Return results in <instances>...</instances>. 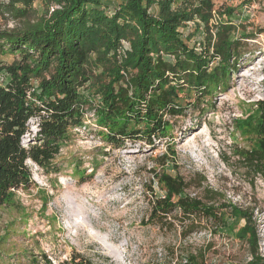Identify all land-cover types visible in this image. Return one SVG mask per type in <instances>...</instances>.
I'll return each mask as SVG.
<instances>
[{"label":"trees","instance_id":"1","mask_svg":"<svg viewBox=\"0 0 264 264\" xmlns=\"http://www.w3.org/2000/svg\"><path fill=\"white\" fill-rule=\"evenodd\" d=\"M37 1L46 9L40 22L19 30L0 28V208L13 191L30 187L29 161L46 169L60 153L69 129L83 124L89 97L99 98L96 114L108 131L107 143L118 147L124 140L146 138L154 146L168 136L171 121L184 116L181 94L194 92L199 102L224 93L240 70L246 44L235 38L230 21L235 9L225 8L219 15L227 23L213 26L214 0H119L112 14L101 0H0V17L25 20ZM240 1L246 6L264 2ZM190 22H195L196 32L201 28L206 33L200 53L188 47L181 32ZM10 56L12 62L3 61ZM94 76L101 79L94 82ZM254 106L245 119L233 120L250 138V146L233 149L234 164L225 161L253 184L257 178L264 180V100ZM32 119H38V130L34 143L25 147ZM152 172L165 195L154 196L149 222L163 224L181 215L180 223L190 224L181 232L186 238L200 231L197 218L226 226L227 210L233 219L244 221L236 238L248 244L251 255L237 264H264L254 209L227 203L203 175L186 180ZM175 264L205 260L189 253Z\"/></svg>","mask_w":264,"mask_h":264},{"label":"rangeland","instance_id":"2","mask_svg":"<svg viewBox=\"0 0 264 264\" xmlns=\"http://www.w3.org/2000/svg\"><path fill=\"white\" fill-rule=\"evenodd\" d=\"M101 2L110 14L119 4V0ZM214 4L212 25L226 24L228 20L219 14L225 8L235 9L230 20L235 38L246 44L240 70L232 76L228 90L199 102L194 92L181 94L184 116L173 119L168 136L154 146L146 138L124 140L118 147L107 143L108 131L96 114L99 98L89 97L83 124L69 129L60 153L46 169L29 161L30 187L13 191L0 208V264H46L47 260L51 264H175L189 253L203 255L205 264H237L251 258L248 244L236 238L244 221L233 219L227 210H223L226 226L197 218L200 231L186 238L181 232L190 224L183 226L181 215L163 224L149 222L154 196L165 195L153 170L186 180L203 175L206 185L224 193L227 203L254 209L259 252L264 256V180L250 183L242 170L225 162H236L235 147L250 146V138L242 135L233 120L245 119L255 103L264 100V34L260 33L264 2L246 6L240 0H214ZM45 12L37 1L25 20L1 16L0 28L23 29L44 19ZM196 28L190 22L181 32L188 47L200 53L206 33ZM248 35L256 36L242 40ZM124 48L129 46L124 43ZM12 60L11 56L3 59ZM3 79L0 75V84ZM84 93L89 96L88 91ZM37 124L38 119L29 122L25 147L34 143Z\"/></svg>","mask_w":264,"mask_h":264},{"label":"bare ground","instance_id":"3","mask_svg":"<svg viewBox=\"0 0 264 264\" xmlns=\"http://www.w3.org/2000/svg\"><path fill=\"white\" fill-rule=\"evenodd\" d=\"M80 223V222H79ZM86 223V222H85ZM84 225V224H83ZM86 225V224H85ZM90 227V226H89ZM91 229V228H90ZM94 233V232H93ZM91 234V233H90ZM95 235V234H94ZM97 237V240L100 242V244H101V242L102 243H104L105 244V239H101V237L100 236H96ZM103 245V244H102ZM105 246V245H104ZM109 246V245H108ZM105 247H107V246H105ZM108 248H110V247H108ZM111 249H113L114 250V248H111ZM110 249V250H111ZM115 252V251H114ZM115 253H117V252H115ZM119 253V252H118ZM119 257V256H118Z\"/></svg>","mask_w":264,"mask_h":264},{"label":"built area","instance_id":"4","mask_svg":"<svg viewBox=\"0 0 264 264\" xmlns=\"http://www.w3.org/2000/svg\"><path fill=\"white\" fill-rule=\"evenodd\" d=\"M125 45H126V47L128 46L126 43H125ZM125 49H127V48H125ZM262 255V254H261ZM263 256V255H262Z\"/></svg>","mask_w":264,"mask_h":264}]
</instances>
